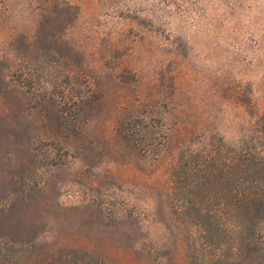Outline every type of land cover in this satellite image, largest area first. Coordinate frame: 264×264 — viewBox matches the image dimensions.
Instances as JSON below:
<instances>
[{"label":"rangeland","instance_id":"obj_1","mask_svg":"<svg viewBox=\"0 0 264 264\" xmlns=\"http://www.w3.org/2000/svg\"><path fill=\"white\" fill-rule=\"evenodd\" d=\"M262 112L264 0H0V264H187L157 194Z\"/></svg>","mask_w":264,"mask_h":264},{"label":"trees","instance_id":"obj_2","mask_svg":"<svg viewBox=\"0 0 264 264\" xmlns=\"http://www.w3.org/2000/svg\"><path fill=\"white\" fill-rule=\"evenodd\" d=\"M259 115L250 150L235 154L233 164L206 158L190 165L185 177L176 174L184 180L178 183L182 185L161 188L157 199L175 198L178 204L167 207L176 217L171 224L160 222L164 235L153 254L165 251V235L177 232L186 234V243L175 240L171 259L183 245L187 264H245L252 259L264 263V113ZM206 250H213V256H204Z\"/></svg>","mask_w":264,"mask_h":264}]
</instances>
